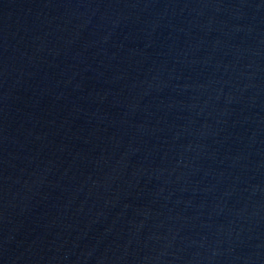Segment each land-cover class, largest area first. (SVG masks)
Here are the masks:
<instances>
[{"label":"water","instance_id":"1","mask_svg":"<svg viewBox=\"0 0 264 264\" xmlns=\"http://www.w3.org/2000/svg\"><path fill=\"white\" fill-rule=\"evenodd\" d=\"M0 264H264V0H0Z\"/></svg>","mask_w":264,"mask_h":264}]
</instances>
